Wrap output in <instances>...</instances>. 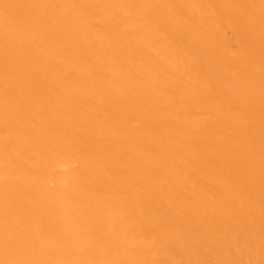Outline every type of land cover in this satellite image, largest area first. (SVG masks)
<instances>
[{"label":"bare ground","instance_id":"bare-ground-1","mask_svg":"<svg viewBox=\"0 0 264 264\" xmlns=\"http://www.w3.org/2000/svg\"><path fill=\"white\" fill-rule=\"evenodd\" d=\"M0 264H264V0H0Z\"/></svg>","mask_w":264,"mask_h":264}]
</instances>
